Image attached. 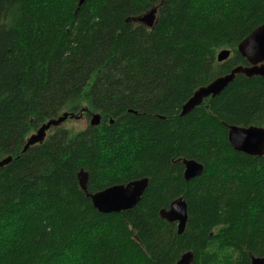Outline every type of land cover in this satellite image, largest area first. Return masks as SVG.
<instances>
[{
	"label": "trees",
	"instance_id": "trees-1",
	"mask_svg": "<svg viewBox=\"0 0 264 264\" xmlns=\"http://www.w3.org/2000/svg\"><path fill=\"white\" fill-rule=\"evenodd\" d=\"M155 6L154 26L132 21ZM263 22L264 0H0V160L12 157L0 166V264L264 258V155L227 137V125L264 127V77L237 74L182 114L197 89L250 65L238 44ZM84 108L85 128L52 126L24 151L48 120ZM183 158L205 171L185 180ZM81 169L93 193L149 186L134 208L102 213ZM180 196L181 234L160 216Z\"/></svg>",
	"mask_w": 264,
	"mask_h": 264
},
{
	"label": "water",
	"instance_id": "water-1",
	"mask_svg": "<svg viewBox=\"0 0 264 264\" xmlns=\"http://www.w3.org/2000/svg\"><path fill=\"white\" fill-rule=\"evenodd\" d=\"M84 0H79L82 4ZM158 6L153 7L150 11L142 16L132 18V21L143 23L148 27L154 26L157 19ZM239 53L247 58L250 65L236 66L230 73L217 77L206 86L197 89L193 96L187 101L183 107L182 114L191 111L194 107L200 105L205 98L215 97L221 94L224 89L235 79L237 74L247 76H263L264 77V22L250 32L239 44ZM231 54L230 49H223L217 55V60L222 62ZM84 112H88L84 108L77 114L65 112L58 118H52L44 123L36 133L32 134L24 147L26 151L30 146L41 143L47 136V130L52 126L62 124L69 116L72 118H81ZM100 114L91 116L93 125L100 124ZM227 137L230 145L235 151L242 152L251 156L264 155V127L262 126H238L227 125ZM12 157H6L0 160V166L10 163ZM181 162L184 165L183 176L185 180L193 179L205 171L204 164L195 160L183 158ZM79 184L82 190L92 201L93 206L102 213H119L134 208L145 194L150 179L141 177L130 180L126 183L113 184L107 188L95 193L88 190V173L83 169L78 173ZM160 216L169 222H176L178 233L184 232L188 221V207L185 199L180 196L174 200L168 209L160 210ZM194 254L192 251H187L182 254L176 264H192ZM251 264H264V258L251 255Z\"/></svg>",
	"mask_w": 264,
	"mask_h": 264
},
{
	"label": "rangeland",
	"instance_id": "rangeland-1",
	"mask_svg": "<svg viewBox=\"0 0 264 264\" xmlns=\"http://www.w3.org/2000/svg\"><path fill=\"white\" fill-rule=\"evenodd\" d=\"M87 124H88V119L84 115L81 118H70L67 121H65L64 123H62V125L64 127L69 128L71 130H76V131L85 128L87 126ZM36 132H33L32 134H34Z\"/></svg>",
	"mask_w": 264,
	"mask_h": 264
},
{
	"label": "bare ground",
	"instance_id": "bare-ground-1",
	"mask_svg": "<svg viewBox=\"0 0 264 264\" xmlns=\"http://www.w3.org/2000/svg\"><path fill=\"white\" fill-rule=\"evenodd\" d=\"M69 117H70V116H69ZM69 117H68V118H69ZM68 118H67V119H68ZM70 118H72V117H70ZM67 119H66V120H67ZM66 120H65V121H66ZM65 121H63V122H65ZM63 122H62V123H63ZM165 220H166V219H165Z\"/></svg>",
	"mask_w": 264,
	"mask_h": 264
}]
</instances>
